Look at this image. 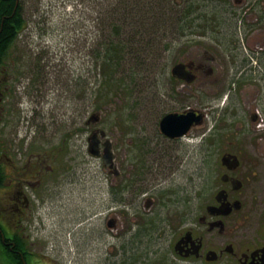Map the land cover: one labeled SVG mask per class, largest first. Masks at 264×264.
I'll list each match as a JSON object with an SVG mask.
<instances>
[{
	"label": "flooded vegetation",
	"instance_id": "obj_1",
	"mask_svg": "<svg viewBox=\"0 0 264 264\" xmlns=\"http://www.w3.org/2000/svg\"><path fill=\"white\" fill-rule=\"evenodd\" d=\"M203 2L198 10H164L151 29L146 55L166 63L164 78L147 98L152 133L131 151L135 126L107 119L119 96L92 111L86 98L81 118L59 117L51 94L80 76L63 69L66 85L54 81L47 50L26 42L33 10H23L24 0H0V31L15 14L24 23L17 30L8 22L0 51V264H62L63 253L79 254L80 238L86 264H264V201L250 188L264 158L255 82L264 72L253 65L264 67V0H216L213 8ZM225 66L231 76L223 84ZM219 109L234 127L221 137L222 118L202 131ZM169 113L189 124L182 133L174 121L171 135L162 131ZM198 144L213 178L187 190L176 176L188 157L198 161ZM91 169L108 185L99 209L84 203ZM73 197L83 200L79 214L52 215Z\"/></svg>",
	"mask_w": 264,
	"mask_h": 264
},
{
	"label": "rangeland",
	"instance_id": "obj_2",
	"mask_svg": "<svg viewBox=\"0 0 264 264\" xmlns=\"http://www.w3.org/2000/svg\"><path fill=\"white\" fill-rule=\"evenodd\" d=\"M121 1L123 0H24L23 10L25 12H27L26 10H33V12H28L29 16L32 15V18L28 20L26 42H39L43 50H47L44 55L50 61L48 65L50 66L51 73L56 75L54 81L65 83L66 85V74H62L61 72L63 69H69L68 73L73 76H80V79L75 77L73 86L71 81L69 89H60L58 93L51 94V97H53L51 106L53 105L57 113H61L59 117L68 119L81 118L79 112H77V108L84 103L86 98L87 109L92 111L105 103L114 102L115 96H119L123 99L122 103L117 105V108L108 114L107 119L115 118L120 120L121 124L125 127L127 126L126 128L129 130L132 129L131 124L135 126L134 131L136 133H128L129 136H133L134 138L133 146L129 148L131 151H134L138 150L137 148L140 146L143 147L148 134L152 133L151 128L148 127L152 116V107L148 104L147 98L155 86L161 85L164 78V65L166 63L164 64V61L153 62L147 59L141 60L143 63L135 65L136 59L134 57L125 56V60L116 66V71L113 74H110L111 71H107V65H103L101 58L105 54L103 43L107 41L108 37H114L110 30L111 21L122 10ZM159 15L163 16V11H160ZM152 20L150 22H153ZM130 33V31L123 30L120 37L127 36ZM26 42L21 43L23 46L19 47L20 50H26L24 47ZM133 46L136 49L141 44L133 42ZM142 46L145 47L144 45ZM148 47L149 44L147 52ZM26 48L30 49L33 46L27 44ZM253 65L258 71L264 72V67L259 62ZM57 69H59V72ZM110 69L112 68L110 67ZM230 76L231 69H227L225 66L223 84L229 80ZM255 82L259 87L260 108H262V110H258L264 119V81L261 78L255 77ZM85 85L89 86L90 89L84 91ZM135 88L138 91L142 90V93L138 94V96L133 94ZM221 99L217 102L218 108L224 106ZM48 107L50 105L45 106L44 109L46 110ZM225 114L224 112V115H222L220 110L213 112V114L212 112L209 113L208 123L203 127L202 131H207L215 118H222L219 123L217 121L216 126L219 130L216 136L221 137L226 134L225 129L227 126L229 130H233L234 127L228 124ZM127 119L128 123H126ZM133 119H136L137 122ZM260 134L262 137V156L264 157V127ZM254 147L258 150L257 143ZM249 150L251 154L252 149L247 146L246 151ZM203 155L200 153L198 144V161L195 155L190 157L188 155L187 157L190 159L186 160L184 171L182 170L176 176L177 182L181 185L185 184L187 190L194 188V185L204 187L212 182L213 177L207 172L204 163L202 164L201 158ZM261 163L258 173L253 178L255 184H252L250 188L251 192L257 191V194L260 196L259 199L264 201V158H262ZM197 166L198 169H196ZM92 174L93 171L91 169V175L86 177V180L83 178L85 180V187L88 189V196L85 197L87 199L84 200V203H89L91 208L95 207V209H99L102 200L108 198V185L107 181L106 183L100 182V179L95 178ZM83 180L81 181L83 182ZM99 183H101L100 187H98ZM97 189L101 192L100 197ZM76 192L74 190L72 193L75 194ZM64 202L66 206L54 207L52 215L74 217L75 214H79V208L84 204L81 197L79 199L73 197V201L71 199L70 202L65 200ZM68 210H72V212H68ZM77 242L78 244L74 245V248L79 247V254L76 250H74V253L70 250L68 255L63 253L65 259L62 264H86L84 261L85 256H82V238L77 239Z\"/></svg>",
	"mask_w": 264,
	"mask_h": 264
},
{
	"label": "trees",
	"instance_id": "obj_3",
	"mask_svg": "<svg viewBox=\"0 0 264 264\" xmlns=\"http://www.w3.org/2000/svg\"><path fill=\"white\" fill-rule=\"evenodd\" d=\"M215 1L204 0L202 5L213 8V6H216V4H212ZM219 1L221 2V0H217V3ZM121 5L123 6L122 10L111 21L110 30L114 37H108L107 41L103 43L105 54L101 58L103 65H107V71H111L110 74L116 71V66L125 60V56L134 57L136 59L135 65L143 63L141 60L148 59L146 53H148L147 46L150 32L155 25L154 23L162 22L161 19H158L160 11L198 10V0H123L121 1ZM150 20L153 22H150ZM8 22L16 25L17 30L21 29L24 24L23 19L16 14L10 20L4 19L0 31V51L7 45L12 30ZM123 30L130 31L131 33L120 37ZM137 35L139 36L138 38ZM133 42L141 44V46L134 49Z\"/></svg>",
	"mask_w": 264,
	"mask_h": 264
},
{
	"label": "water",
	"instance_id": "obj_4",
	"mask_svg": "<svg viewBox=\"0 0 264 264\" xmlns=\"http://www.w3.org/2000/svg\"><path fill=\"white\" fill-rule=\"evenodd\" d=\"M173 121L180 123V126L182 127L177 133H182L184 129H186V127L189 125L185 122L182 116L174 113H169L165 115L160 121V126L164 133L171 135L170 132L168 131V128L169 125H172Z\"/></svg>",
	"mask_w": 264,
	"mask_h": 264
}]
</instances>
